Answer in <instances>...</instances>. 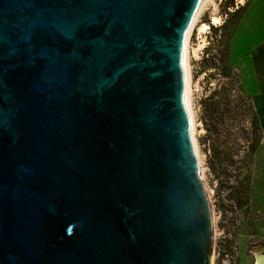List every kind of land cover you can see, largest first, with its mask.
<instances>
[{
  "label": "water",
  "instance_id": "obj_1",
  "mask_svg": "<svg viewBox=\"0 0 264 264\" xmlns=\"http://www.w3.org/2000/svg\"><path fill=\"white\" fill-rule=\"evenodd\" d=\"M200 1L0 0V264H212Z\"/></svg>",
  "mask_w": 264,
  "mask_h": 264
},
{
  "label": "rangeland",
  "instance_id": "obj_2",
  "mask_svg": "<svg viewBox=\"0 0 264 264\" xmlns=\"http://www.w3.org/2000/svg\"><path fill=\"white\" fill-rule=\"evenodd\" d=\"M213 1L216 5L208 1L199 15L187 48L192 130L213 216L211 260L214 264H255L257 252L264 253V0H247L244 4L239 0ZM214 17L218 18L215 22ZM204 23L207 25L202 29ZM214 29L223 37V46L229 35L230 62L255 102L263 129V138L251 163L250 203L242 208L228 201L225 190L217 187L200 140L204 133L199 120L201 100L216 80L209 77L211 70H206L202 61ZM197 46L199 50L195 54L193 47Z\"/></svg>",
  "mask_w": 264,
  "mask_h": 264
},
{
  "label": "trees",
  "instance_id": "obj_3",
  "mask_svg": "<svg viewBox=\"0 0 264 264\" xmlns=\"http://www.w3.org/2000/svg\"><path fill=\"white\" fill-rule=\"evenodd\" d=\"M216 31L202 58L204 68L211 70L209 77L216 80L201 100L199 120L204 133L200 140L217 187L225 190L228 201L242 208L250 203L251 163L263 129L255 102L230 62L229 35L223 46V37Z\"/></svg>",
  "mask_w": 264,
  "mask_h": 264
},
{
  "label": "bare ground",
  "instance_id": "obj_4",
  "mask_svg": "<svg viewBox=\"0 0 264 264\" xmlns=\"http://www.w3.org/2000/svg\"><path fill=\"white\" fill-rule=\"evenodd\" d=\"M208 1L210 0H201L193 14V17L191 19L190 24L188 25L186 32L184 34V39H183V44H184V61H185V66H186V71H187V79H186V86H185V97H186V103L188 106V109L190 111L191 117H192V128H193V115L191 112V106H190V100H189V65H188V60H187V48H188V43H189V36L191 34L192 28L193 26L197 23L198 21V17L201 14V12L203 11L204 7L206 6V4L208 3ZM247 0H239V3L244 4ZM212 2L214 3V5H216V3L212 0ZM214 22L218 20L217 17H214ZM207 24H202V29L206 27ZM201 46V45H199ZM198 50L199 47H193V51L195 54H198ZM192 135H193V130H192ZM194 137V136H193ZM209 195V193H208ZM210 198V196H209ZM255 264H264V253L262 252H257L256 255V261Z\"/></svg>",
  "mask_w": 264,
  "mask_h": 264
},
{
  "label": "built area",
  "instance_id": "obj_5",
  "mask_svg": "<svg viewBox=\"0 0 264 264\" xmlns=\"http://www.w3.org/2000/svg\"><path fill=\"white\" fill-rule=\"evenodd\" d=\"M228 258V257H227ZM229 260V259H228ZM212 264H214L213 262H212Z\"/></svg>",
  "mask_w": 264,
  "mask_h": 264
}]
</instances>
